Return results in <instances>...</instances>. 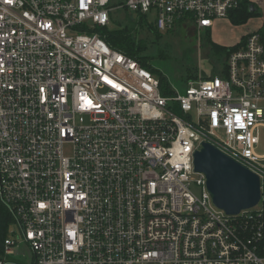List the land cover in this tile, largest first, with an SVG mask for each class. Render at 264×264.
<instances>
[{
	"label": "built area",
	"instance_id": "2783aa9c",
	"mask_svg": "<svg viewBox=\"0 0 264 264\" xmlns=\"http://www.w3.org/2000/svg\"><path fill=\"white\" fill-rule=\"evenodd\" d=\"M111 1L0 0V200L21 231L0 264H264V198L225 215L193 167L206 141L262 183L261 33L165 95L96 30L124 8L202 32L242 0Z\"/></svg>",
	"mask_w": 264,
	"mask_h": 264
},
{
	"label": "rangeland",
	"instance_id": "374dc122",
	"mask_svg": "<svg viewBox=\"0 0 264 264\" xmlns=\"http://www.w3.org/2000/svg\"><path fill=\"white\" fill-rule=\"evenodd\" d=\"M120 0H112L111 5L115 7ZM116 4V5H115ZM114 10V11H113ZM114 20H117L122 24H129V20L134 21L136 16L133 12L127 9H112L110 11ZM153 15H148L147 20L152 21ZM226 19H216L213 26L210 27L212 36L219 38L222 42H227L229 37L234 35V30L227 27L224 24ZM238 26V25H237ZM174 30L159 31V35L142 30V35L148 39L147 55L154 57L152 65L157 69L156 76L163 77L166 84H168V90L171 95L173 91L183 93L186 87V81L188 74H192V78L196 79L199 76L206 77V75L212 73V67L214 62L210 58V50L203 38L202 32L196 31L189 25L177 26ZM224 40V41H223ZM229 41V40H228ZM162 52L163 57H156L158 53ZM263 104V103H262ZM261 115H264L262 113ZM192 119L195 120V113H191ZM216 137L219 140L223 139L222 133H217ZM192 190L196 195L200 194V188L193 185ZM262 197L264 198V180L262 181ZM12 231H15L12 233ZM21 234L17 223L13 218H7L5 238L10 237L15 239L17 235ZM19 239H17L18 241ZM24 246L18 249V260H23L20 256L22 251H25ZM28 252V250H26ZM29 253V252H28Z\"/></svg>",
	"mask_w": 264,
	"mask_h": 264
},
{
	"label": "trees",
	"instance_id": "16d2710c",
	"mask_svg": "<svg viewBox=\"0 0 264 264\" xmlns=\"http://www.w3.org/2000/svg\"><path fill=\"white\" fill-rule=\"evenodd\" d=\"M123 1L124 0H120L118 4L122 3ZM134 14L136 16V19L134 21L129 20V24H122L123 26H120V23H118L117 20L112 19L113 16L112 14H110L109 24L102 27H97L96 30L110 48L120 51L125 55L137 60L141 64V66L148 69L156 76V73L158 71L152 65V60L154 57L149 56L146 53L149 41L142 35L141 32L145 29L146 31L154 33L156 35H159L160 32L156 28L153 20H147V15H140L136 13ZM257 15L258 11L254 9L251 2L248 0H242L240 7L230 14V21L233 25H240L244 24L250 17ZM183 25L187 24L180 23L179 21V23L175 27ZM169 31H171V29H169ZM202 34L209 47L210 58H212V62H214L213 66H211L213 68L212 71L217 72L218 64H221L224 61V58L228 55L229 51H231L235 47V45L222 46L218 43L213 42L210 36V32L207 29H205ZM261 35L262 41L264 42V33H261ZM162 54L163 53L160 52L156 57H163ZM157 78L159 79L160 88L163 94H170L168 90V84H166L164 78L159 76ZM189 78H192V74H188L187 79ZM10 217L12 218L10 211L0 200V257L3 253L2 247L6 232V221L7 218Z\"/></svg>",
	"mask_w": 264,
	"mask_h": 264
},
{
	"label": "water",
	"instance_id": "95a60500",
	"mask_svg": "<svg viewBox=\"0 0 264 264\" xmlns=\"http://www.w3.org/2000/svg\"><path fill=\"white\" fill-rule=\"evenodd\" d=\"M193 167L205 176L213 205L228 216L254 208L261 200V179L241 163L203 141L193 153Z\"/></svg>",
	"mask_w": 264,
	"mask_h": 264
},
{
	"label": "crops",
	"instance_id": "0c3cea01",
	"mask_svg": "<svg viewBox=\"0 0 264 264\" xmlns=\"http://www.w3.org/2000/svg\"><path fill=\"white\" fill-rule=\"evenodd\" d=\"M248 1H250L254 9L258 11V15L250 17L244 24H240L238 26L233 25L229 19H226L224 24L227 25L228 28L234 30V35L232 37H229V41L227 40V42H222L219 38L214 39L210 28L207 29L210 32V36L213 42L218 43L222 46H232L238 43L246 35V33L250 31L258 30L259 32L264 33V0ZM262 113H264V104H262L261 108L258 110L259 122L255 127V133L258 137V144L254 148V153L256 155V160L258 161V163H260L264 167V122H262L264 120V115H261Z\"/></svg>",
	"mask_w": 264,
	"mask_h": 264
},
{
	"label": "bare ground",
	"instance_id": "6f19581e",
	"mask_svg": "<svg viewBox=\"0 0 264 264\" xmlns=\"http://www.w3.org/2000/svg\"><path fill=\"white\" fill-rule=\"evenodd\" d=\"M205 177V176H204ZM207 190V189H206ZM209 194V193H208ZM211 199V198H210ZM212 202V201H211ZM213 204V203H212ZM220 210V209H219ZM222 211V210H221ZM223 212V211H222ZM224 213V212H223ZM225 214V213H224ZM226 215V214H225Z\"/></svg>",
	"mask_w": 264,
	"mask_h": 264
}]
</instances>
